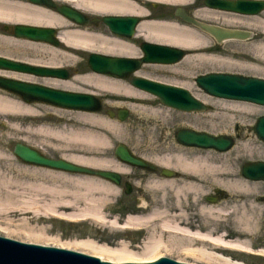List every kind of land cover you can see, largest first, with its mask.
<instances>
[{"label": "bare ground", "instance_id": "bare-ground-1", "mask_svg": "<svg viewBox=\"0 0 264 264\" xmlns=\"http://www.w3.org/2000/svg\"><path fill=\"white\" fill-rule=\"evenodd\" d=\"M64 1L70 2L71 0ZM71 2L80 9L101 16L111 14L142 15L144 13L140 6L141 2L136 3V0H74ZM214 10L217 9L198 10L193 12V16L196 19L205 21H213L217 18L216 22L220 26L222 22L229 27H248L252 23L264 27V11L251 16L221 14V12ZM218 19L223 21L220 22ZM0 22L28 23L60 28L63 30L60 33V40L66 47L71 49L117 56H137L138 54V50L128 42L106 36L100 32L72 29L74 28L72 24L59 14L24 0H0ZM190 27L197 29L196 26L190 23L181 26L174 23L145 22L141 25L139 34L140 37L150 42L184 48H197L198 50L206 46L207 43L210 44L208 35H198ZM0 41L7 45L30 49L35 55L34 61L38 63L47 64L50 61V64L60 65L61 63L57 62L59 56L61 54L69 56L60 49L57 50L54 47L45 45L5 38L0 39ZM242 41L231 40L225 42L224 45L226 47L232 44L238 46ZM222 50L228 51L225 46ZM47 52L50 55H46ZM255 52L264 54V41L256 46ZM231 54L237 56L240 53L233 50ZM242 55L243 53L240 54V56ZM193 61L222 62L226 60L199 51L196 54L188 55L183 63L191 64ZM226 62L245 68L246 71L255 73L263 71V68L256 64H243L238 61ZM16 74L15 71L10 73L13 76ZM28 79L30 80V78ZM32 79L36 80L37 78ZM74 81H48L47 83L50 86L62 89H77L75 88L76 82H84L110 93H116L121 89L117 82L97 75H89L83 78L76 77ZM192 95L204 104L210 105L212 103L209 97L196 96L193 93ZM223 102L236 104L235 106L249 105L242 102ZM135 108L138 109L139 107ZM140 110L144 113L148 112L143 108H140ZM34 113L35 110L21 99H14L8 95L0 94V115L26 114L29 118ZM80 114V119L73 129H68V131L61 129L53 133L59 142L60 148L69 149V154H64L63 158L82 166L100 167L122 173L119 165L114 161L106 160L102 164H98L96 161L86 158V154L84 156L77 154L79 150L81 153H88L100 146L105 147L111 140L121 137V131H118L116 124L105 117L98 114ZM8 126H12L11 122ZM38 130L43 133L48 131L44 127ZM3 154L0 151V156H3ZM207 157L198 156L190 159L185 156V173L195 175L194 179H185V190L199 192L203 185L201 183L205 184V176L208 173L215 174L219 170L217 161ZM224 157L226 156L224 155ZM125 174L128 175L129 173L126 172ZM225 175L218 182L222 187L237 194L251 192V186L246 181L239 179L237 174L234 175L231 171L226 170ZM19 190L26 191L27 194L25 192L21 193ZM149 190L160 192L162 188L158 182H155L149 187ZM183 190V187L178 190L174 189L176 197L180 196L184 192ZM115 195L118 196V188L115 185L94 177L37 169L20 171L9 178L0 174V210L4 214L7 212L13 219L17 218L16 220L20 222V225L15 227L16 229L22 226L19 231H10L9 234L23 235L28 243L47 239L48 229L45 226L39 227L38 224H44L43 222L48 220H56L86 226L90 233L103 231L101 229L105 227L119 231L115 234V239L110 242L107 241V244H99L90 236L89 239L74 240L67 244L68 248L114 263L151 262L157 260L161 255H172L177 252L192 257L198 262L213 261L217 264H244L234 261L232 254L238 257L245 255V253L264 257V250L255 252L249 242L250 232L248 230H251L253 223L247 213H241L239 217L236 215L237 224L240 222L244 228L239 225V231L236 230L234 240H231L228 235L214 234L211 230H207L205 233L200 232L192 223V213L188 203L184 207L182 202H178L175 207L168 208L162 204L163 202L159 203L157 200H142L137 208L138 211H128L123 220L120 217H111L108 211L114 202H111L110 199ZM194 199L193 204H198V214L203 218L208 214L213 220L211 224L215 225L218 218L216 214L220 211L208 205H201L198 198ZM120 220H122L121 226ZM226 255H230L231 258Z\"/></svg>", "mask_w": 264, "mask_h": 264}, {"label": "rangeland", "instance_id": "rangeland-1", "mask_svg": "<svg viewBox=\"0 0 264 264\" xmlns=\"http://www.w3.org/2000/svg\"><path fill=\"white\" fill-rule=\"evenodd\" d=\"M194 0H188L185 2V8L192 12L195 9L201 10L203 8V5L201 3H197L196 6L193 5ZM217 18H215L212 23H218L216 22ZM203 20V19H202ZM205 21V20H204ZM218 21H223L218 19ZM209 22V21H208ZM2 24V23H1ZM192 30L196 31L198 35H205L201 31L190 27ZM242 29H248L253 33V37L248 40L247 42H242L238 46L236 44H232L226 47L225 49L228 50L227 52L221 50V48L214 49L210 54L216 55V57H221L222 60L226 61H238L243 64H252V65H259L263 68L262 72H252V71H246L245 68L237 67L229 62L226 61H214V62H196L193 61L191 64H185V78H182L180 75H176L173 73H169L166 71V69H161L160 67L150 68L148 70H154L152 73L154 76H158L161 79H165L171 83L185 86L190 92H192L194 95L198 96H206L207 98L211 99L210 109L209 111L201 114H195V113H185L181 119L175 118L176 121H182L185 122V128L191 127L198 131H204L208 132L210 134L214 135H228L232 136L236 139V146L234 149L230 151V153L226 154H217L214 152L206 151V150H196V149H190L185 148V156L193 159L198 156L206 157L209 159H214L217 161L216 163L219 165V170L213 173H208L205 178V184L202 185V188L199 189V192L192 191V190H185L184 192L176 197L175 192L168 191L166 196H162L161 193L156 192L154 199L157 200V202L164 204L168 208L175 207L176 203L182 202V204L186 205L188 203L191 210V219L193 225L197 224L200 228L213 231L214 228H216V231H221L222 234L228 235V238L231 240H234V236L236 235V230H238L239 225L242 226V224H237L236 221V215L239 217L241 216V213H234L232 212L233 203H236L233 200H227L222 201L221 206L218 209H221L220 212L216 214L218 216L216 220V224L212 225L211 222L213 220L208 216V214L205 215L203 218L202 216L198 215L197 213H194L192 209H198V204H193V199L198 198V201L201 203V199H204V194L209 193L215 188H221L224 190H228L225 187H222L220 183H218L221 180V177L224 178L225 171L229 170L232 174L238 175L239 179H242V175L240 173V170L242 168V165L247 161H254V160H264V144L260 142L254 133V125L257 121V119L261 116H264V107L257 106V105H246V106H235L236 104L223 102V100H219L213 97L208 96L205 94L196 84V78L200 75H205L211 72H226V73H235V74H242L245 76H256L260 78H264V54H257L255 52L256 46L264 41V27H262L259 24L252 23L248 27H240ZM1 27H0V34H1ZM207 36V35H205ZM209 41L211 38L207 36ZM208 44V43H207ZM5 45L11 49V57L17 55H23L28 54L33 55V51H30V49L25 48H19L18 46H11L4 43L0 44L1 47H5ZM11 47V48H10ZM61 51L65 53H70V56H66L61 54L59 57L58 63H61L62 65H68V64H74L77 65V68L82 69L83 68V58H86L88 53L84 50H74L71 48L66 47L64 44L59 47ZM59 48L57 50H59ZM194 54L200 52H204L207 54L209 51L208 48L204 47L200 50H197L196 48H189ZM208 49V51H207ZM237 50V53H240L243 55L240 56L238 54L237 56H234L232 51ZM1 51V50H0ZM221 51V52H220ZM46 55H50L49 52L46 53ZM84 56V57H83ZM233 63V62H232ZM86 71V70H84ZM80 75L79 72H76L75 75ZM75 88L78 89L79 92H93L98 91L94 88V85H86L83 82H76ZM230 105V106H229ZM37 108V107H36ZM35 108V110H36ZM109 110H116L113 106H108ZM39 110V109H38ZM41 111V110H40ZM44 111V110H42ZM46 113V111H44ZM36 114V113H35ZM58 114L65 115L62 112H58ZM80 114V113H79ZM78 113H75L74 111H71V114H67L68 118L72 119V122L69 123V126L73 129L75 127L76 122L80 119ZM83 114V113H82ZM104 117H106L107 120L112 121L113 124H116L118 131H121V137L111 140V142L107 146H100L99 148L93 149V151H90L91 153H84V152H77L80 155H85L86 158L93 157V161H96L98 164L102 163L106 158L108 160L112 161V152L114 151L116 145L120 143V141L123 139L124 134H128V129H124L125 126L118 120H114L110 118L104 110L102 112ZM81 115V114H80ZM141 114H139L137 111L133 113L132 119L136 120ZM50 118V117H48ZM31 120L30 124V133L26 134V128L27 126L24 125L25 120ZM53 119V118H51ZM5 120H10L12 126L8 125H1L0 124V151H2L4 154L3 156H0V174L3 176H7V178L12 177L19 173L20 171L25 170H47L43 168H37L25 165L21 163L15 156H14V148L15 145L18 142H23V138L25 136H29L30 143L32 144H40L42 145V138H45L44 136L41 137L39 135V127L42 125V123L47 124L44 122L43 119H40L39 117H27L26 114H8V115H0V123L4 122ZM45 121L48 122L49 119L47 117L45 118ZM56 124V123H55ZM127 124V123H126ZM47 126H50L49 124ZM132 134L129 136V140L137 141L134 137H131ZM33 140V142H32ZM44 140V139H43ZM49 140L48 138L46 139ZM57 144V141H55ZM73 151V149H72ZM58 153V151H55ZM69 152V149H68ZM92 154V156H89ZM220 155V156H219ZM226 156L223 158V156ZM91 160V159H89ZM217 165V166H218ZM49 171V170H48ZM219 172V173H218ZM235 172V173H234ZM218 175V176H217ZM217 177V178H216ZM252 188L254 195L250 196H243L242 199L246 198L249 200H246L244 202L247 204L246 213L248 212V217L252 219V227L251 230H248L249 233V242L252 246V248L257 251L258 249L264 250V227H262V221L264 220V204L260 202V199H262V196L264 195V185L261 183H250L247 182ZM21 193L26 191L19 190ZM228 192L231 193V191L228 190ZM29 194V192H28ZM147 198L149 196L147 195ZM165 198V200L163 199ZM236 199V198H231ZM162 200V201H161ZM239 200V199H236ZM111 202H114L110 210L108 211L109 215L111 217H120L123 219L125 214L128 212V209L126 211H123L121 209V205L118 203V197L115 195L110 199ZM6 204L8 202H5ZM199 203V204H200ZM161 204V205H162ZM242 205V204H241ZM187 206V205H186ZM1 208V206H0ZM215 208V207H214ZM137 209V208H136ZM135 209V210H136ZM138 211V210H137ZM245 213V214H246ZM17 219V218H16ZM16 219L11 218L10 215L4 214L0 210V236L8 237L17 241L27 242L25 241V238L23 235L14 233L9 234L11 231H19V228H15L20 225V222ZM207 222V223H206ZM44 224H38L39 227L45 226L47 231V239H43L39 242H34L36 244L46 245V246H54V247H60L65 249H71L68 248L67 244L74 240H86L89 239V236L91 239L96 241L99 244H107V241L110 242L112 239H115V234L119 233V231L114 229H109L108 227H105L101 230L103 231H96L90 233L89 230L86 228V226H82L78 223H70V222H59L56 220H48L47 222H43ZM120 226L122 225V220H120ZM199 229V228H198ZM114 233V234H113ZM73 250V249H72ZM79 251V250H78ZM164 256L171 257L175 260H180L184 262H189L192 264H217L216 262L210 261V262H198L194 260L192 257H187L186 255H183L182 253H174L172 255L164 254ZM231 258L230 255H226ZM232 259L234 261L242 262L244 264H264V259L257 258L252 255L245 254L243 256H236L235 254H232Z\"/></svg>", "mask_w": 264, "mask_h": 264}, {"label": "water", "instance_id": "water-1", "mask_svg": "<svg viewBox=\"0 0 264 264\" xmlns=\"http://www.w3.org/2000/svg\"><path fill=\"white\" fill-rule=\"evenodd\" d=\"M39 1V0H32ZM41 3L53 7L50 0H41ZM208 7L235 12L245 15H257L264 11V0H205ZM57 10L72 22L78 25L91 24L92 22L83 14L69 8ZM103 21L119 36L131 38L133 35L129 22H136L134 18L107 16ZM185 21L198 27L213 36L218 42L237 39L248 40L251 33L240 30L224 29L197 21L185 12ZM15 37L32 42H44L59 46L56 31L52 27H36L27 24L14 26ZM145 57L141 60L128 57H114L95 53L91 55L90 66L96 73L111 74L117 78H127L133 71L139 69L143 63L171 65L179 62L187 54L179 48L154 43L143 45ZM0 64L6 68L17 69L21 72L30 71L37 75L48 77H63V70L49 68H30L26 65L0 58ZM197 85L208 95L220 99L242 101L264 106V79L246 77L243 75L211 73L196 79ZM134 84L140 89L158 97L162 104L184 112H205L207 107L196 99L188 90L160 84L145 78H136ZM3 89L19 95L26 102L46 103L59 108L76 111H99L101 105L93 95L86 93H73L47 87L30 85L14 80L0 79ZM125 118L122 114L121 119ZM255 133L264 142V116L259 118ZM179 141L187 147L213 149L225 152L233 147V140L229 137H215L208 133H198L185 130L180 133ZM14 154L26 164L61 170L74 174L99 176L120 182V176L115 172L94 171L87 167L66 161L53 160L43 156L39 151L22 143L16 145ZM117 154L131 164L139 167L148 165L123 148ZM246 178L255 181H264V162L247 163L243 167ZM0 264H189L162 258L150 263H113L103 261L98 257L55 247L38 244L24 243L0 236Z\"/></svg>", "mask_w": 264, "mask_h": 264}, {"label": "flooded vegetation", "instance_id": "flooded-vegetation-1", "mask_svg": "<svg viewBox=\"0 0 264 264\" xmlns=\"http://www.w3.org/2000/svg\"><path fill=\"white\" fill-rule=\"evenodd\" d=\"M24 1L33 5L44 7L45 9L50 10L52 12H55V10H57L55 8L41 5L42 3L39 4L38 2H32L31 0ZM51 1L54 3L55 6L69 7L79 13L85 14L89 16L90 20H93L94 18H99V16L101 17V15L99 14L91 13L76 7V5L72 4L71 2L74 0H71L70 2H66L64 0ZM138 2H141L140 6L144 13H142V15H136L138 24H136L135 26V35L132 39L117 36L116 34L111 32L110 28L106 24L101 22L97 23L94 26H78L72 24V27H74L75 29H86L88 31L100 32L105 34L106 36H111L113 38H118L121 41L128 42L130 45L134 46L138 50L139 55H141V45L143 44L144 39L140 38L139 30L141 25H143L145 22H155L158 24L165 22L185 26V21L183 20V18L177 15L178 12L185 13V0H136V3ZM198 2V0H195L194 5L196 6ZM200 3L203 4V2ZM123 15L134 16L129 14ZM130 26L132 27V24H130ZM0 27L2 32L0 34V39H7V37L9 36V38L12 37L11 35L13 34V31H7L5 25H0ZM1 43L2 42L0 41V44ZM211 46L215 47L216 49L220 47L219 43L215 41L211 42ZM0 50L1 57L17 60L19 62L27 63L34 66L56 68L55 65L35 62L34 54H23L17 55V57H11V54L9 53H11L12 50L9 49L6 45L5 47H1ZM36 60H38V58H36ZM82 61L84 65L82 69L77 68V65L75 66L74 64L60 66L66 69V72L64 74V76H66L65 79L50 80L45 77H36L37 79L35 80L32 79L35 77L34 75L17 72V74L13 76L10 75L12 71H6L2 68H0V77L21 80L31 84L45 85L44 82L46 81L73 82L75 80V73L79 72L80 74L87 73L90 75L106 77L110 80H113L114 82H117L119 86H121V89L116 93H109L106 90L103 91L98 88L95 89L98 90L97 96L103 103V110H106V112L108 113L109 109L107 108L109 105L116 108V120L120 121L118 117L120 109L129 111V117L125 121L121 122L123 126H125L124 129H128L129 131L128 134L123 135V139L120 141L118 146L122 145L123 147H125V149L131 151L135 157L145 160L153 167L151 169L134 167L123 159H118L116 161L115 159H117V157L115 151L111 153L113 156L111 158H114L112 159V161L116 162V164L119 165L122 171V173H120L121 183L119 184V186H117L119 201L118 203L122 206L121 209H123V211H126V209H128V211H134L136 208H138V206H140V202L142 200H153L156 191L149 190V187H151L152 184L155 182H158L162 188V192H157V194L161 193L162 196H166L168 191L174 192V189L178 190L181 189V187H183V191L185 194V179L195 178V176H185V147L182 146L177 140L179 132L185 129V122L184 120L176 121L175 118L181 119V117H183L185 113L178 112L163 106L160 103L159 99L136 88L133 84V81L135 77H145L165 84L174 83H171L165 79H161L156 75L154 76V74L152 73L154 70H148L150 68L158 67L157 65L143 66L138 71L133 72L131 76L125 80L116 79L111 75H98L93 73L89 68V56L83 58ZM160 68L166 69V71H168L169 73H173L178 76L180 75L182 78H185V64L183 63V61L177 65ZM28 78H30V80ZM84 84L89 85L88 83ZM0 94L13 97V95L1 89ZM32 105L38 106L40 108L41 111L36 109V117L43 119L44 122L47 124L44 125V123H42V126L45 129H48V131L41 133V137L44 136L45 138H42V145L37 144L39 148H41L44 154L50 158H60L62 156V150H64V153L67 154L68 152L66 149L60 148L58 140L56 139L53 133L61 129L67 130L69 128V123L72 122V119H69L67 117V114H71V112L66 110L55 109L46 105ZM135 107L139 108L136 109ZM140 108L146 109L148 110V112L144 113L140 110ZM42 110L46 111V113ZM135 111L141 114L136 120L132 119L133 113ZM58 112H62L65 115L58 114ZM88 114L92 115L93 113ZM46 117L47 119H49L48 122L45 121ZM6 122L10 123V121L8 120H6ZM30 124L31 120H25L24 125L27 126L25 131L26 134L30 133ZM48 124L50 126H47ZM131 134V137H134L137 141L128 139ZM47 138L49 139L48 141L46 140ZM24 139L27 143L33 145L32 143H30V139L32 138H30L29 136H25ZM55 141H57V144L55 143ZM55 151H58V153H56ZM89 153L91 152L89 151ZM90 156H92V154H90ZM126 172L129 174L126 175ZM250 193L235 194V198L239 200L228 199L229 194L227 192L215 188L210 193L204 194V199H201L200 201L201 205H208L210 207L216 206L219 208L220 203L222 201L233 200L236 203H233L234 208L232 211L237 214L245 213L246 210L248 211L246 206L247 204L244 203L247 199H242V197H247V195H249ZM147 195L149 196V198H147ZM163 199L165 200V198ZM260 202L264 204V195L262 196V199H260ZM192 210L194 211V213L198 214L197 209ZM194 226L199 228L200 232H206L205 229L200 228L197 224H195ZM262 227H264V220L262 221ZM220 232L221 231H216V228L213 229L214 234Z\"/></svg>", "mask_w": 264, "mask_h": 264}]
</instances>
